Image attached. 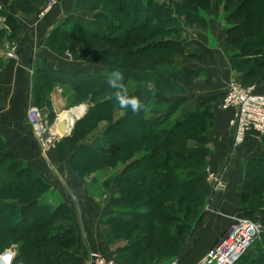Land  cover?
<instances>
[{
	"label": "rangeland",
	"instance_id": "1",
	"mask_svg": "<svg viewBox=\"0 0 264 264\" xmlns=\"http://www.w3.org/2000/svg\"><path fill=\"white\" fill-rule=\"evenodd\" d=\"M16 1L18 0H7V3L2 2L0 11L7 12L9 10L14 13V8L11 5H13L12 2ZM240 1L211 0L207 3L206 10L199 11L198 15L201 16V19L196 20L194 24H191V21L186 18L185 20L181 16H176L172 7L170 8L172 11L167 14L150 19L147 23V27L150 28L146 29V32L138 33L136 27L142 26L141 21L133 22L130 18V15L135 12L130 11V6L126 3V0H116L119 14L114 15V25H116L114 31L107 29L105 24H101L103 31L107 34H105L107 44L104 43L103 45L104 61L99 64L106 66L105 68L118 69L123 73L125 60H127L125 57L128 53L127 42L129 38L137 37L136 40H141V42L177 38L176 33H173V31L167 33L166 36H158L153 33L154 28H160L159 26L163 21L165 26L179 28L181 31H179L178 39L182 41L185 49L200 56L198 61L200 63L195 61L194 65L201 64L204 59L203 54L205 59L210 60L211 57H214L212 63L215 62V65L219 67L217 70H213L215 75L217 72L223 73L222 69L225 66V61H227L228 65L226 67L228 68L230 65V70L234 75L228 77L224 84L220 79L204 76V73L201 72L203 74L197 76L192 85L185 89L176 85H163V81L156 73L167 69L169 67L168 63H175L179 69L182 67L196 71L191 69V67H195L189 62L194 61L193 59L168 54L166 49L151 54L152 57L161 56L168 59L165 63L155 64L157 67H155L154 73L143 72L139 68H136L133 73H131L132 70L127 73L128 69L125 68V75L121 76L120 79L115 77V82H108L110 84H89L84 79H79L78 83L76 82L77 85L69 83L63 76L53 78V76L41 74L39 80L41 87L40 104H43L42 101L45 100L43 97H47L51 88L54 87L58 88L59 91L61 89L63 95L67 98V107L60 115L63 113H65L64 117L72 115L76 117V121L86 111H89L92 107L95 108L90 111V122L78 127L76 136L71 134V131L66 136L71 138V141L63 145L55 143L53 147L49 146L43 153L36 138L35 144L34 134L30 128L33 136L31 137L34 141L33 145H19L10 131H7L5 137L0 135L2 141L7 145V152L12 155V158L8 161L21 163V168L27 170L28 184L31 181V176H34L35 173L48 184V191L43 194L42 202L50 204L51 207L61 203L67 207L65 215H61L54 220H49V216H47L48 221L43 220L36 223L39 231L30 229L28 233L26 232L27 234L24 232L23 227H18V230L13 232L6 231L1 221L3 216H0V255L12 249L14 255L9 264H87L85 263L86 254L88 257V253L92 250L116 260L120 264H156L171 257H177L181 264H190L202 257L218 241L221 237L219 234L223 235L222 232L224 233L230 225V217H242V215L257 222L262 228V234L256 245L247 252L240 264H264V179L256 171L249 173L245 167L247 162L242 166L243 168L235 163L238 173L239 170L243 173V181L246 178H252L256 181L259 192L254 197V201L249 205H222V199L216 203L215 201L212 202L210 198L211 194L214 195L217 191H214V186L208 179L209 173L207 171L209 170L214 174L218 181H222L226 174L225 167H228V161L223 162L221 173L219 172L217 175L212 172L214 171L212 170L214 168L212 165L213 156L218 154L221 147H218L213 136L217 116L222 114L220 112L215 117L216 112L220 111L217 102L211 104L208 109H200L197 115L192 116L187 123L178 125L179 122H182L183 117H187L197 108L199 99L196 100L195 94L192 92H195L198 86L203 87L206 80L212 84L214 82L215 87L218 88L227 85L231 80L239 81L244 86H263L264 70L261 69L262 61L257 62V59L254 58L248 61V58L244 57L243 62L245 64L242 71L239 72L237 70H239L238 66L241 64L240 60L236 58L238 62L234 63V70L231 64L232 60L229 58L230 55L226 51L225 31L228 27L226 15L232 11H237ZM31 4L33 5L31 11L26 5L23 11L18 10V14L23 16L22 28L20 29L23 31L22 47L15 46L13 42L10 43L16 39V35L20 31V27L16 24L15 14L11 13L14 22L5 21L3 23L0 21V55L8 47L15 49L16 56L22 51L32 50L36 52L35 47H39L42 43L47 24L43 27V35H41L42 30H39L38 26L42 25V22L49 17L59 26L62 23L64 24L63 13L67 11L65 7L69 11H75L78 14L77 17H80V15L86 16L88 14L86 12H92L88 10L82 13L87 8L85 7L86 3L81 2V0H62L41 16L46 0H36L35 3ZM137 6L139 5H134V7ZM29 21H31L30 24H25ZM157 24L159 25L157 26ZM28 26H32L34 30L26 29ZM261 26L264 27V19ZM57 28L59 27L57 26ZM50 29L52 30V28ZM51 30L48 32L49 37L46 40L48 54L50 51L60 58L65 56L69 60H87L92 64L99 65L95 62L97 60L96 54L100 55L102 46H97L85 38L82 40L74 38L66 40L60 36L57 38V35H52L54 30ZM115 30L118 32H115ZM51 35L54 36L53 39H51ZM252 39L251 36L248 37L247 43L250 44ZM74 45H76L75 48ZM70 46L72 49H69ZM87 46L90 48L86 49ZM110 53L114 56L107 58L106 56ZM246 58L247 60H245ZM0 59L2 60V58ZM3 59L5 58L3 57ZM150 60V54H148L145 58L138 59L139 65ZM2 62L5 61L2 60ZM248 68L254 69L258 76L248 75L247 78L243 79L242 75ZM79 84L81 88H79ZM142 86H149L148 93L153 90L166 92L172 103L177 98L184 100L182 105L173 108L171 117L163 125L166 129L176 127L171 135L163 134L158 138H151L145 133L147 129L145 130L143 126L147 121L154 119L165 106H157L154 101L145 102L140 96L138 97L135 93L139 89L143 90ZM92 93L97 94L92 96ZM133 104L136 105L135 108ZM43 105L38 108H44ZM81 105L82 107H80ZM85 106L86 108H84ZM96 107L97 111H95ZM138 110H142V114ZM77 111L80 112V115ZM48 117L51 126L55 127L54 124L58 115ZM113 131H116L118 136H115ZM104 133L108 137L111 136L121 141V145H127L128 147L113 158L100 156L95 152L97 149L92 147L95 146V141ZM191 134L200 135L204 139L197 142L195 138H191ZM88 145L91 149H87ZM193 149H196L198 153L194 158H188ZM136 159H142L144 167L138 161H135ZM5 163L8 165L9 162ZM132 165H139L140 167L133 169ZM128 166L130 167L126 170ZM188 169L205 171L206 176L202 178L201 183L194 186H189L187 182L176 181L174 183L169 181L173 173ZM31 170H34L35 173L33 174ZM131 177L137 178L139 186L133 182ZM4 179L5 176H0V191L4 186L2 185ZM158 183L166 184L168 188L162 189L156 185L159 187V192H156L154 188L156 187L155 184ZM121 189H130L129 197L125 198L127 202L124 204L126 205H113L114 200L124 197L119 193ZM170 189L172 190V196H170ZM196 193L198 196L200 194V197L194 202L187 203L181 199L179 205H175L177 198L181 195H186L187 199H192L196 196ZM0 194L2 195L0 196V202L15 204V206H19L17 203H28L32 199L26 195L14 198L13 196L17 195L10 194L6 196L3 193ZM189 202L191 201L189 200ZM124 213L132 214L131 218L125 221L127 225H121L118 221V218H122ZM29 216L28 214L25 217L22 216L25 218L26 223L31 220ZM146 221L148 223L143 224ZM184 223H188V226L180 229L179 232L177 231V237L182 241V245L178 249L168 251L167 256L162 257L167 250L161 248L160 245L159 247L158 243L167 241L172 237L170 235L174 233L175 226L184 225ZM159 227L161 229L169 227V230L163 233ZM216 229L217 231H215ZM66 230L71 234L64 233L63 236L60 235L62 237L61 239L57 238L60 239L58 242H55L57 239L54 240V243L43 241L45 237L51 234ZM140 240L144 241V246L128 248L130 245L137 244V241L139 243ZM69 243V252L72 257L58 255L57 253ZM146 247H150V249L145 252L144 248ZM125 254L129 255V258H134L121 257ZM252 258L255 259L251 261Z\"/></svg>",
	"mask_w": 264,
	"mask_h": 264
},
{
	"label": "trees",
	"instance_id": "2",
	"mask_svg": "<svg viewBox=\"0 0 264 264\" xmlns=\"http://www.w3.org/2000/svg\"><path fill=\"white\" fill-rule=\"evenodd\" d=\"M36 0H18L16 2H12L13 5L12 8H14V13L7 10L6 11H0V17H5L7 22L13 21L14 19L13 14L19 11H23L25 5L27 8L31 11L32 4L35 3ZM211 0H126V3L130 6V11L135 12L130 15V18L133 20V22L141 21L142 26L136 27V31L139 33L146 32L145 30L150 28L148 26V21L152 19L155 16H162L163 14H167L169 11H172L170 8L173 7L174 13L176 16H181L182 18H186L188 21H191V24H194L196 20L201 19L198 15L199 11L206 10V5ZM7 3V0H1V3ZM81 2L86 3L85 7L87 9L84 11H92V12H86V16L75 17L72 19H69L66 24H64L62 27H59L54 30L52 35L60 36L63 39L69 40V39H87L89 41H92L97 46H102L100 48V55L96 54V63L99 64L100 62L104 61V52H103V45L104 43L107 44V41H105V32L103 31V28L101 27V24H105L107 29H110L112 32L114 31L116 25H114V20L116 14H119V8L117 7L118 4L116 3V0H81ZM242 3V4H241ZM81 4V3H80ZM138 4L139 6L134 7ZM104 5V6H103ZM253 5V7H251ZM111 6V7H110ZM116 6V7H115ZM239 9L237 11H232L230 13H227L226 15V24L228 25L226 31H225V46L226 51L229 53L231 60L232 68L235 66L234 63H237V60H240V65L238 66L239 70L242 71L243 66L245 62H243V58L247 57L248 61L251 59H257V62H263V65L261 67L262 70H264V27L261 26L263 19H264V0H241L240 3H238ZM107 8V9H106ZM128 8V10H129ZM13 13V14H11ZM91 14L92 19H91ZM263 14V15H262ZM262 15V16H261ZM87 18V19H86ZM185 19V20H186ZM85 20V21H84ZM16 25V24H15ZM159 24H157L158 26ZM156 26V25H155ZM160 28H154L153 33L157 34L158 36H166L167 33H170L173 31L175 32L177 38L173 39H161V40H150L149 42H141L137 41V37L129 38L127 42L128 53L127 57H125V64L123 73L120 72L118 69H110L105 68L104 65H96L92 64L91 62L84 60L80 62L79 66H76L74 69H72V72L67 71H60V70H53L50 67L47 68V70L43 73L45 75L53 76V78L57 76H63L65 80L69 81V83H75L77 84L78 80H85V82H88L89 84H101V83H108V82H115V76L112 74L114 72L120 74L121 76L125 75L124 70L125 68L128 69L127 73L135 72L134 70L136 68H139L140 70H143V72H152L154 73L155 67L161 63H165L168 61L166 57H152L151 54H155L159 50L166 49L168 51V54L176 55L177 57H186L193 60H200V56L194 52L187 51L179 38V31H181L179 28H173L172 26H165V23L162 21ZM106 29V31H107ZM115 32H118L115 30ZM152 32V31H151ZM109 33V32H108ZM51 35V39L54 38V36ZM107 35V34H106ZM253 38L250 41V44L247 43V38L250 37ZM60 38V39H61ZM163 40V41H162ZM80 42V41H76ZM137 44H135V43ZM141 42V43H140ZM114 43V42H111ZM93 44V45H94ZM248 44V45H247ZM80 45V43H79ZM113 45V44H112ZM72 46V45H71ZM70 46L69 49H72ZM92 46V45H91ZM95 46V45H94ZM76 45H74V48ZM90 47H86L88 49ZM85 50V49H84ZM249 50V51H248ZM233 54H232V53ZM150 54V61H144L139 65L138 59L145 58ZM114 56L113 54H109L106 56L107 58H110ZM250 57V58H249ZM237 58V60H236ZM247 58L245 60H247ZM106 59V58H105ZM234 60V62H233ZM147 62V63H145ZM157 64V65H155ZM2 60L0 59V68L2 66ZM104 66V67H103ZM142 66V68H141ZM168 68L164 71H160L156 73L158 74V77L163 81V85H170V86H178L182 89H185L192 85L194 79L197 76H200L201 72L193 71L190 69H184L181 67V69L178 68V66L175 63H168ZM76 69V70H75ZM235 70V67L233 68ZM260 69V70H261ZM130 71V72H129ZM126 72V71H125ZM257 72L254 69L248 68L247 71L243 73V79L247 78L248 75H256ZM160 75V76H159ZM204 75V74H203ZM163 76V77H162ZM208 76V75H207ZM258 76V75H256ZM124 79V78H123ZM117 80V79H116ZM118 81V80H117ZM122 81V80H121ZM77 82V83H76ZM246 82V81H245ZM87 84V83H86ZM110 84V83H108ZM115 84V83H114ZM78 85V84H77ZM80 85V84H79ZM74 87V86H72ZM77 87V86H76ZM143 90L139 89L138 92L135 94L143 99V101H154L157 106H165L163 110H161L158 115L149 121L146 122L145 126L143 128L146 130L145 133L150 136L151 138L166 134L171 135L172 131L176 129L175 126L171 128H164L163 125L166 124L168 119L171 117V114L173 113V108L178 105H182L184 100L177 98L173 100V103L168 98V94L166 92H159L157 90H153L152 92L148 93V87L149 86H142ZM81 88V85L80 87ZM97 93H92V96L96 95ZM149 94V95H148ZM218 99L220 97H203L200 98L198 101V106L190 115L187 117L182 118V122H179V124H185L188 121L191 120L192 116H196L198 111L200 109H208L211 104L218 103ZM96 106V105H95ZM95 107H92L89 111H86L85 114L78 120L75 121V124L73 125V128L71 129V134H74L75 136L78 134L77 128L86 125L90 122L91 116L90 111L93 110ZM139 108V107H138ZM97 111V107L95 109ZM139 113L142 114V110H138ZM139 114V115H141ZM209 114V113H208ZM106 132V131H105ZM115 136H118V133L116 131H113ZM73 135V136H74ZM110 135V134H109ZM167 137V136H166ZM191 138L197 141L201 142L204 138H202L200 135H193L191 134ZM129 139V138H128ZM71 138L64 137L61 140H59L57 143L66 144L69 141H71ZM95 146L92 148H95V152H97L100 156H107L110 158L118 156L122 150L127 148V145H121V141H118L116 138L107 136L105 133L98 138V140L95 141ZM7 145L2 141V138L0 137V176H5V181H3L2 189L0 193L7 195L15 194L17 196H13L14 198L23 197V195H26L27 197L32 198L28 203H17L19 206H15V204H9L7 202H0V216H3L1 218L2 223L4 224V228L7 231H16L18 230V227H23L24 232L28 233L30 229H38L37 222L41 221H48L47 216H49V220H54L57 217L61 215H65V212L67 210V207L65 204L61 203L57 206H50V204H46L45 202H42V199L44 196L43 194L48 191V184L45 183L38 175H36L34 170H31L34 174V176H31V181L28 184V177H27V170L22 167L21 163L8 161L10 158H12L11 153L7 152L6 150ZM87 149H91L90 145L87 146ZM196 149H193L191 151L188 158H194L196 156ZM93 158H95L94 155H92ZM144 159V158H142ZM142 159H136L135 161H138V163L144 167ZM5 162H9L8 165ZM130 166L127 167L126 170L129 169ZM131 167L137 168L140 167L139 165L135 166L132 165ZM246 169L247 171L254 172L256 171L262 179H264V161L261 159H250L246 163ZM31 169V168H29ZM253 170V171H252ZM36 175V176H35ZM206 176L205 171L201 172L194 169H188L184 170L182 172H176L173 173L171 176V179L169 181L176 183V181L181 182H187L189 186H194L199 183H201L202 178ZM133 182H135L139 186V182H137L136 177H131ZM205 178V177H204ZM256 181L252 178H246L242 186L238 192V199L240 205H249L254 201V197L258 194L259 188L256 185ZM158 185L162 189L168 188L166 184L158 183L155 184V186ZM159 187H155V191L159 192ZM150 190V189H149ZM152 190V189H151ZM170 196H172V190L170 189ZM197 192V191H196ZM119 193L124 196L121 197L119 200H114L113 205H123L127 201L125 198H128L130 195V189H121ZM194 198H188L187 196L181 195L177 198V202L175 205H179V200L183 199L187 203H192L195 200L200 197V194H195ZM0 196H2L0 194ZM157 197V196H156ZM161 199V197H159ZM166 199V197H165ZM167 200V199H166ZM189 200L191 202H189ZM15 201V200H13ZM24 205V206H23ZM126 205V204H124ZM29 206V207H28ZM171 209V208H168ZM30 215L31 218L30 222H25L26 215ZM44 215V216H43ZM23 216V217H22ZM132 214H125L122 215V218H118V221L121 223V225H127L125 222L129 218H131ZM242 217H245L242 215ZM33 218H35L33 220ZM250 218V217H245ZM117 219V218H115ZM148 221H146L143 224H147ZM40 224V223H39ZM180 226V227H179ZM188 226V223H184V225H177L175 226L174 233L170 236L167 241H162V243H158V246L160 245L161 248H165L164 250H167L165 255H161L162 257L167 256L168 251H172L175 249H178L182 245V241L178 239L177 237V231L179 232L180 229ZM114 228V226H112ZM178 228V229H177ZM161 229V227H159ZM169 230V227H166L164 229H161L163 233H166V231ZM39 231V230H37ZM165 231V232H164ZM23 233V234H25ZM26 233V234H27ZM64 233H70L68 230L64 232L54 233L49 235L48 237H45L43 241L45 243H54V240L57 238H60L64 235ZM71 234V233H70ZM62 235V236H60ZM148 237V236H147ZM146 238V237H145ZM59 239V240H60ZM173 239H175L173 241ZM57 239L58 242L59 241ZM161 242V241H160ZM65 245V244H64ZM69 245H66L64 249H61L57 254L63 255L66 257H72V254L69 252ZM256 245V243H255ZM254 245V246H255ZM135 246H144V241L140 240L139 243L137 241V244L130 245L128 248L132 249ZM157 246V247H158ZM159 246V247H160ZM253 246V247H254ZM156 247V245H155ZM252 247V248H253ZM251 248V249H252ZM145 252L150 249V247L144 248ZM250 249V250H251ZM249 250V251H250ZM247 254V253H246ZM245 254V255H246ZM245 255L235 264H240L242 262V259L245 257ZM121 257H130L129 255H121ZM173 259H178L177 257H171L169 259H165L163 261H160L156 264H167ZM255 258H252L251 261H253ZM116 261V260H115ZM117 262V261H116Z\"/></svg>",
	"mask_w": 264,
	"mask_h": 264
},
{
	"label": "crops",
	"instance_id": "3",
	"mask_svg": "<svg viewBox=\"0 0 264 264\" xmlns=\"http://www.w3.org/2000/svg\"><path fill=\"white\" fill-rule=\"evenodd\" d=\"M65 8L67 9V11L63 13L64 24H66L69 19L78 16L75 11H69L67 7ZM92 16L93 15L91 14V19ZM15 20L16 24L20 27V30L22 28L21 21L23 20V16L16 12ZM30 23L31 21L25 24ZM42 23V25L38 26L39 30H42L41 35H43L44 33L43 27H45V24H47L46 27L48 30H45L44 39L40 46L35 47L36 52H33L32 50L22 51L13 60L3 59V52L0 55V58L5 61L2 62L3 65L0 68V135H4L5 137V135L8 133L7 131H10L15 141H17L19 145H33L34 141L36 144L35 137L33 138L34 141L32 139V130L30 131L25 121L26 112L31 106H35L42 114L50 117H53V115H59L67 107L66 96L63 95L61 89L59 91L58 88L54 87L51 88V91L49 92L47 97H43L45 99L44 102L42 101L44 105L40 104L41 87L39 85V80L41 79V74H43L48 67L53 70L72 72L71 70L76 66H79L81 62L75 61L73 59L69 60L65 56L63 58H60L55 54H52L50 51L48 54L46 40L47 37H49L48 32L51 30L50 28H52L51 31H53L55 28H57V26L62 27L64 24L62 23L63 25L61 24L59 26V24L51 20L50 17L47 18V20H44ZM26 29L34 30L32 26H28ZM22 37L23 31L20 30L16 35V39L11 41L10 43L13 42L15 46L22 47ZM203 58L204 59L202 60L201 64L198 65H194L195 61H197V63H200L198 62V60L189 61L190 64L194 65L195 67H191V69L203 72L204 76L208 75L207 77H216L220 79L223 84L228 77L230 78L232 75H234V73L230 70V65L228 68L226 67L228 65L227 61H225L224 63L225 66H223L222 69L223 73L220 74V72H217V75H214L213 70H217V68H219L217 67V65H215V62L212 63V61H214V57H211L210 60L205 59L203 54ZM30 59L31 63L28 62ZM190 64L188 65L191 66ZM217 64L219 66V62ZM35 80H37V82H35ZM226 87L227 85H224L220 88L215 87L214 82L212 84L210 83V81L206 80L203 84V87L198 86V88L195 89V92L192 93L195 94L196 100L203 97L221 98L226 90ZM259 90L264 91V83L263 86L259 87ZM41 105H43L44 108H38ZM80 107H82V105ZM77 112L78 115H80V112ZM220 112H222V114L220 116H217ZM216 116L217 119L215 121L213 136L217 142L218 147H221L218 154L213 156L212 165L214 166V168L212 167V170L214 171L212 172H215V174L217 175L219 174V172L221 173L222 166L227 161L228 167H225L226 174L225 178L222 181L223 185L221 189H219L218 192L214 193V195L211 194L210 198L212 202L215 201L216 203L222 199V205H238L239 199L236 193L239 192L242 186L243 173L241 170H239L241 174L240 172L238 173L237 165H235V163H237L240 168H243L242 166L245 164V162L249 161L250 159L256 158L264 161V135L260 137L248 135L245 142L234 149L232 147L234 132L232 127L229 125V121L233 118V112L228 110H220L216 112L215 117ZM215 231H217V229ZM220 235L221 234H219V236ZM85 263H87V254L85 257ZM192 263L194 262H191L190 264Z\"/></svg>",
	"mask_w": 264,
	"mask_h": 264
},
{
	"label": "built area",
	"instance_id": "4",
	"mask_svg": "<svg viewBox=\"0 0 264 264\" xmlns=\"http://www.w3.org/2000/svg\"><path fill=\"white\" fill-rule=\"evenodd\" d=\"M60 1L62 0H46L44 11L40 15L43 16L46 11ZM0 21L4 23L6 18L0 17ZM3 57L6 60L15 59V49L5 48ZM217 107L223 111L233 112V118L229 121V125L234 132L232 142L234 149L242 145L248 135L256 137L264 135V91H260L256 85L244 86L239 81L231 80L228 82L223 96L219 99ZM25 121L37 139L42 153L49 146L53 147L55 143L67 136L51 137L50 133L55 127L51 126L48 116L42 114L35 106H31L27 110ZM54 125L56 126V123ZM207 173H209L208 179L213 184L214 191L218 192L223 185V179L218 181L209 170ZM230 221V225L224 233L222 232L223 235H220L218 241L192 264H235L255 245L262 234V228L257 222L241 216L230 217ZM87 264L120 263L98 252L90 251ZM167 264L180 263L178 259H173Z\"/></svg>",
	"mask_w": 264,
	"mask_h": 264
},
{
	"label": "bare ground",
	"instance_id": "5",
	"mask_svg": "<svg viewBox=\"0 0 264 264\" xmlns=\"http://www.w3.org/2000/svg\"><path fill=\"white\" fill-rule=\"evenodd\" d=\"M64 114H59L57 117V122H56V126L55 128L52 130V132L50 133L51 137H55V138H60L63 137L64 135H69L70 134V130L73 128L74 122H75V118L74 116H65ZM12 259V258H11ZM4 260V261H3ZM2 260V264H9L8 260H9V255L7 254L5 256V258ZM11 262V260H10Z\"/></svg>",
	"mask_w": 264,
	"mask_h": 264
},
{
	"label": "water",
	"instance_id": "6",
	"mask_svg": "<svg viewBox=\"0 0 264 264\" xmlns=\"http://www.w3.org/2000/svg\"><path fill=\"white\" fill-rule=\"evenodd\" d=\"M28 62L31 63V59H30ZM84 108H86V107H84ZM7 254L9 255V260H8V262H9V261L11 260V258H12L13 250L11 249V250L6 251V252H4L3 254L0 255V264L3 263L2 260L5 258V256H6ZM3 261H4V260H3Z\"/></svg>",
	"mask_w": 264,
	"mask_h": 264
},
{
	"label": "clouds",
	"instance_id": "7",
	"mask_svg": "<svg viewBox=\"0 0 264 264\" xmlns=\"http://www.w3.org/2000/svg\"><path fill=\"white\" fill-rule=\"evenodd\" d=\"M112 75L115 76L117 79H120V74L119 73L114 72ZM133 107L135 108L136 105L133 104Z\"/></svg>",
	"mask_w": 264,
	"mask_h": 264
}]
</instances>
